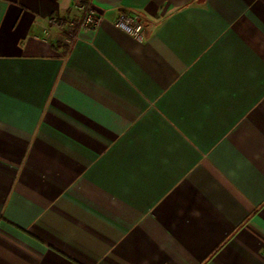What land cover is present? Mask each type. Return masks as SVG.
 <instances>
[{"label": "crops", "instance_id": "0c3cea01", "mask_svg": "<svg viewBox=\"0 0 264 264\" xmlns=\"http://www.w3.org/2000/svg\"><path fill=\"white\" fill-rule=\"evenodd\" d=\"M77 1L0 0V264H264V0Z\"/></svg>", "mask_w": 264, "mask_h": 264}, {"label": "built area", "instance_id": "2783aa9c", "mask_svg": "<svg viewBox=\"0 0 264 264\" xmlns=\"http://www.w3.org/2000/svg\"><path fill=\"white\" fill-rule=\"evenodd\" d=\"M76 7L81 11V27L87 30L97 29L103 16L94 6L78 0ZM112 23L115 27L137 38H142L148 27V21L143 15L126 11L120 12Z\"/></svg>", "mask_w": 264, "mask_h": 264}]
</instances>
